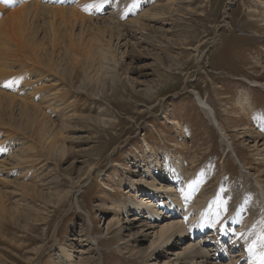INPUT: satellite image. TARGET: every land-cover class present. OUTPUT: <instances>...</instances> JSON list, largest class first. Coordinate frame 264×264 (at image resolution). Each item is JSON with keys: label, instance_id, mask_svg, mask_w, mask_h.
Masks as SVG:
<instances>
[{"label": "rangeland", "instance_id": "1", "mask_svg": "<svg viewBox=\"0 0 264 264\" xmlns=\"http://www.w3.org/2000/svg\"><path fill=\"white\" fill-rule=\"evenodd\" d=\"M119 1L109 0L93 14L91 2L84 6L85 15L107 30L117 71L103 74L101 85L86 81L84 74L82 86V78L72 79L73 67L67 65L61 87L71 109L69 152L63 157L45 145L37 154L36 181L22 180L33 190L20 185L29 195L19 197L25 205L19 213L9 205L7 220L0 218V264H44L60 247L76 264H185L179 252L190 241L203 244L213 257L218 248L214 231L194 240L179 241L175 235L170 248L148 256L158 228L148 225L153 217L142 207L137 211L135 203L163 209L166 191L177 192L182 184L172 179L173 167L183 178L209 173L203 187L212 200L204 210L212 211L211 218L215 208L225 209L228 191L237 189L242 200L255 186L252 181L260 179L264 186V0H125L120 6ZM61 19L56 14L63 35ZM110 23L119 26L121 36L110 32ZM94 30L88 31L91 39ZM202 99L213 116L199 105ZM50 118L53 125L61 124L55 115ZM16 183L6 188L13 190ZM59 196L65 197L62 204ZM165 213L163 223L185 219ZM227 216L220 212L219 225ZM253 221L261 223L258 233L264 231L261 213ZM193 222L195 216L188 226ZM245 241L253 245L243 242L231 258L251 256L256 239ZM229 258H223L225 264H241ZM262 260L254 254L247 264Z\"/></svg>", "mask_w": 264, "mask_h": 264}, {"label": "bare ground", "instance_id": "2", "mask_svg": "<svg viewBox=\"0 0 264 264\" xmlns=\"http://www.w3.org/2000/svg\"><path fill=\"white\" fill-rule=\"evenodd\" d=\"M107 1L109 0H0V184L2 185L0 187V218L4 221L7 220L10 211L9 205L13 207L12 211L15 213H19L25 205L20 202L19 197L22 195V198H28L29 195H26L20 187L26 185L24 188L33 190L23 181L25 179L36 181L37 169L34 159L40 151L44 152L45 145L63 157L69 152L66 131L70 129L68 117L71 109H69L70 104L65 100L67 94L61 87L64 83V71L69 69L67 65L70 64L69 66L73 67L72 79L82 78V86H84V74L86 81L91 83L96 81L95 83L98 82V85H101L100 82H104L103 74L117 71L119 63L112 51L110 40L106 39L107 30L98 27L93 15L84 13V6L90 2L93 14L92 9L103 7ZM124 2L125 0L119 1V6ZM73 3V7L68 6ZM79 6L82 8L81 11L78 9ZM114 8L117 6L115 5ZM56 14L57 17L60 14L61 20L65 21L63 29L66 34L62 32L64 34L61 35L55 22ZM65 14L69 15V20L65 19ZM45 17L49 18V22H46ZM90 28L97 30V34L95 32L96 35L92 39L87 35ZM109 29L112 34L117 32V37L122 35L117 24L113 26L110 23ZM112 34L109 35L111 38ZM47 39L48 43L45 42ZM6 84L10 86L5 87L6 90H4ZM199 105L207 116H213L205 100L199 101ZM252 106L250 105L249 109L252 110ZM50 115H55L61 124L55 122L56 124L53 125ZM221 137L223 141L229 142L224 134L221 133ZM169 170L182 184L177 192L166 191L163 201L166 199L169 201L163 202V209L155 208L152 202L135 203L137 211H142L140 208L142 207L143 211H148V214L153 217L154 221H150L148 225L154 229L158 228L153 230L152 246L148 256L155 254L158 249L170 248L169 243L175 235H178L179 241L185 238L194 240L197 235L208 232L205 229L212 225L208 217L212 211L204 210L205 205L212 200V196L204 192L203 185L209 173L203 171L198 176L191 174L183 178L174 167ZM13 181L17 182V187L15 186L13 190L7 189V185H12ZM256 182L259 184L256 185ZM252 183H255V186L247 194V199L241 200L237 196V189L226 193L225 209L213 210V213L218 215L213 223L221 219L220 212L228 213L229 220H234L232 224L239 226V230L231 234V238L236 239L235 236L244 233L243 240L253 237L254 241L256 239L255 246L262 249L264 248V231L257 232L261 223L254 222L253 217L261 213L264 219V186L260 179ZM29 190L28 193L32 192ZM36 191L37 189L34 188V193H30L33 198L36 196ZM77 191L75 188L71 191L75 203H77L75 198ZM11 199L14 201L11 202ZM64 201L65 197L59 196V203L62 204ZM165 209H167L166 213ZM168 212L174 215L179 214V218L185 217V219L176 218L177 220L163 223L164 213L168 214ZM200 214H202V223L191 232L190 238L187 230L192 227L188 224L192 217L195 216L198 219ZM159 219L161 223L156 225L155 222ZM223 234L230 235L226 227ZM222 247L227 248L224 245ZM51 255L48 262L44 264H76L73 262L72 255L61 247L56 255ZM214 255L211 257L200 243L190 241L189 244L182 246L178 260L184 261L185 264H225L223 259L225 256ZM253 263L256 264V261ZM79 264L87 263L83 261Z\"/></svg>", "mask_w": 264, "mask_h": 264}, {"label": "snow or ice", "instance_id": "3", "mask_svg": "<svg viewBox=\"0 0 264 264\" xmlns=\"http://www.w3.org/2000/svg\"><path fill=\"white\" fill-rule=\"evenodd\" d=\"M9 86H10V85H7V84L5 85V87H9Z\"/></svg>", "mask_w": 264, "mask_h": 264}]
</instances>
